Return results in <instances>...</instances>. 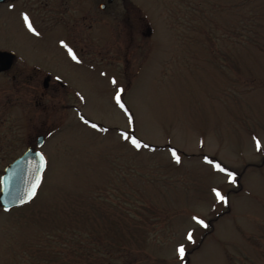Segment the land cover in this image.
<instances>
[{"label": "rangeland", "instance_id": "rangeland-1", "mask_svg": "<svg viewBox=\"0 0 264 264\" xmlns=\"http://www.w3.org/2000/svg\"><path fill=\"white\" fill-rule=\"evenodd\" d=\"M92 4L86 43L92 53L101 45L98 65L72 61L59 33L36 36L19 13L0 26V47L24 56L35 46L34 66L62 77L72 108L109 128L83 125L68 106L44 119L46 98L27 121L17 81L0 78V175L40 124L54 128L37 196L0 207V264H173L195 212L209 226H196L189 264H264V0H115L103 11ZM113 75L126 86L134 134L154 150L119 138L127 118L110 100ZM205 155L235 170L238 183L226 184ZM221 184L229 203L208 210L209 188Z\"/></svg>", "mask_w": 264, "mask_h": 264}, {"label": "flooded vegetation", "instance_id": "flooded-vegetation-1", "mask_svg": "<svg viewBox=\"0 0 264 264\" xmlns=\"http://www.w3.org/2000/svg\"><path fill=\"white\" fill-rule=\"evenodd\" d=\"M113 1L115 0H91L93 2L92 7L99 11L105 10ZM121 1L125 3L128 0ZM87 2L88 0H0V26L3 29L5 28L7 21L6 14L12 13L15 16L16 13L27 11L37 30L59 33L61 35L59 39L67 41L75 49L81 61L98 65V61L102 59L101 45H96L97 47L95 46L93 53L87 52L86 29L89 14ZM9 4H14L15 8H9ZM38 14H44L46 18L45 25L40 23L42 20L40 19L39 21ZM82 50H85L84 53H82ZM34 52H36L35 46L26 48V53L28 54L24 56L19 55L12 48L0 47V78L10 75L12 81H17L15 88L17 89V100L19 101L18 105L22 109L23 119L35 121L39 114L38 107L44 98L48 100V102L41 106L40 110L41 113H44V119L49 118L48 115L52 113L54 107L64 111L68 106L70 109H74L77 115L81 113L80 110L72 108L71 104L67 102L64 83L61 80H56V77H52L48 72L34 66L36 59L32 54ZM83 54L85 55L84 58L81 56ZM12 69L16 72L15 74L11 72ZM2 88L5 89V85ZM1 98L0 107L6 103L4 92H2ZM32 107L35 109L31 110ZM39 126L41 127H38V131L34 132L32 138L27 142L25 150L14 156L10 162L20 157L28 148L43 151L42 148L45 145V141L50 136L49 133L52 134L54 128L49 123H42ZM44 126H47V128ZM38 136H42V144L39 147L36 146Z\"/></svg>", "mask_w": 264, "mask_h": 264}, {"label": "snow or ice", "instance_id": "snow-or-ice-1", "mask_svg": "<svg viewBox=\"0 0 264 264\" xmlns=\"http://www.w3.org/2000/svg\"><path fill=\"white\" fill-rule=\"evenodd\" d=\"M9 8H15L14 4H9ZM22 26L26 28V30L36 36H39L41 33L34 26L33 20L30 17L29 12L22 11L19 13ZM60 46L66 50L67 56L75 61L77 64L81 62L80 57L77 55L75 49L65 40L59 41ZM101 75L107 76V73H101ZM62 77L57 76L56 80H61ZM110 84L112 86V91L110 94V100L113 103V106L119 109L127 118L126 127L118 129L119 138L123 141L127 142L132 146V148L139 151L142 148H147L150 150H154V146L144 142L141 138H139L136 134H134V129L136 126L135 116L133 112L129 109L127 102L124 99L126 94V86L121 83L118 78L113 75L110 78ZM76 95L79 97L81 101L85 100V96L80 92H77ZM79 120L83 123V125L97 131L107 133L109 128L101 126L99 123L93 121L88 118L86 115L82 113H78ZM51 135V133H49ZM252 139L255 141V148L257 151H260L262 148V144L259 138L253 136ZM203 140L200 141L201 146L203 145ZM168 151L171 154V158L175 160L177 164L181 163V156L176 147H169ZM37 159L32 162V175L30 179L26 182V187L24 190L14 197V202L18 204H26L31 202L38 194V190L40 189L43 180H44V172L49 166V159L45 155L43 151H37L35 153ZM203 160L207 165H210L212 170L216 173L223 174V181L228 185H236L238 183V174L235 170L230 169L225 166L222 162L210 157L208 155L203 156ZM0 183H3L0 180ZM223 185L210 186L208 192V199L206 201L205 207L208 210H215L217 205L224 204L227 205L229 203L228 195L222 190ZM9 209L5 207V211ZM190 219L194 222V226H190L186 229L185 233L182 235L181 239H178L174 244L173 249V264H189L187 260V255L189 252V244H195V236L196 226L207 229L209 224L205 217L199 212H195L191 214Z\"/></svg>", "mask_w": 264, "mask_h": 264}, {"label": "water", "instance_id": "water-1", "mask_svg": "<svg viewBox=\"0 0 264 264\" xmlns=\"http://www.w3.org/2000/svg\"><path fill=\"white\" fill-rule=\"evenodd\" d=\"M42 144V136L36 139V146ZM38 150L28 148L20 157L9 163L0 176V206L12 209L25 204L14 202L16 194L22 192L26 187V182L32 175V162L37 159L35 153ZM29 203V202H28ZM27 204V203H26Z\"/></svg>", "mask_w": 264, "mask_h": 264}]
</instances>
